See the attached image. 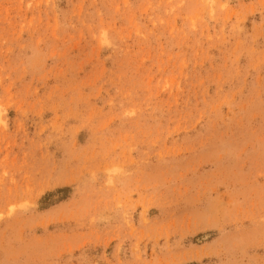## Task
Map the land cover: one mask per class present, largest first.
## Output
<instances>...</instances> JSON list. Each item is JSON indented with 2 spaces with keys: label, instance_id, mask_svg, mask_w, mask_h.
<instances>
[{
  "label": "rangeland",
  "instance_id": "rangeland-1",
  "mask_svg": "<svg viewBox=\"0 0 264 264\" xmlns=\"http://www.w3.org/2000/svg\"><path fill=\"white\" fill-rule=\"evenodd\" d=\"M0 264H264V0H0Z\"/></svg>",
  "mask_w": 264,
  "mask_h": 264
}]
</instances>
